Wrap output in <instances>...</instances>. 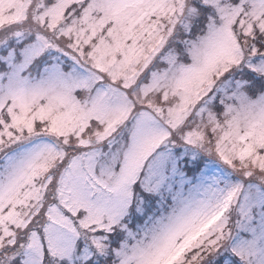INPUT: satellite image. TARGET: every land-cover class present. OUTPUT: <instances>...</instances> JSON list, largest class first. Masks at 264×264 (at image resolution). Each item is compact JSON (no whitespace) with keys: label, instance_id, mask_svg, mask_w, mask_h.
Here are the masks:
<instances>
[{"label":"snow or ice","instance_id":"snow-or-ice-1","mask_svg":"<svg viewBox=\"0 0 264 264\" xmlns=\"http://www.w3.org/2000/svg\"><path fill=\"white\" fill-rule=\"evenodd\" d=\"M0 264H264V0H0Z\"/></svg>","mask_w":264,"mask_h":264}]
</instances>
